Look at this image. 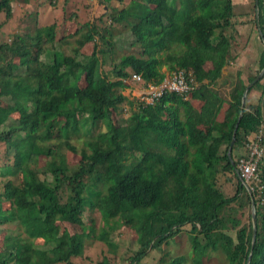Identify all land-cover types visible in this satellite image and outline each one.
<instances>
[{
  "label": "trees",
  "instance_id": "obj_1",
  "mask_svg": "<svg viewBox=\"0 0 264 264\" xmlns=\"http://www.w3.org/2000/svg\"><path fill=\"white\" fill-rule=\"evenodd\" d=\"M252 1L253 11L236 14L232 0H131L120 10L109 6L104 19L110 23L104 20L102 28L86 22L68 39L58 37L55 24L39 26L32 6L20 30L0 32V146L7 157L0 172L15 177L0 193V264L88 262L90 232L112 256L102 254L96 264L117 263L122 249L132 253L129 264H140L183 232L191 264H201L209 252H220L227 264H264V153L249 189L235 156L256 137L264 145V73L247 90L243 107L247 85L239 73L226 95L215 87L236 58L229 30L234 19L253 16L264 45V0ZM12 13L11 1L0 0L6 23ZM121 24L133 40L117 66L108 56L115 37L124 34L113 32ZM94 41L103 46L101 61L94 50L82 52ZM257 65L259 74L264 47ZM163 67L197 87L138 101L124 117L121 104L135 106L122 94L127 81L138 76L144 85L159 86ZM253 90L256 104L247 101ZM190 100L203 104L197 108ZM13 115L16 124L9 122ZM66 151L79 156L76 164L68 163ZM221 174L236 179L229 197L217 187ZM124 229L139 233L138 241L121 245ZM160 257L159 264H185V257L169 252Z\"/></svg>",
  "mask_w": 264,
  "mask_h": 264
},
{
  "label": "rangeland",
  "instance_id": "obj_2",
  "mask_svg": "<svg viewBox=\"0 0 264 264\" xmlns=\"http://www.w3.org/2000/svg\"><path fill=\"white\" fill-rule=\"evenodd\" d=\"M11 1V7H12V17L7 21V23L4 21L5 16L0 14V24L5 22V25L1 26L0 32L4 35L8 34H14L20 29H17V24L20 21L22 17H25V15L28 13L29 10L32 9V6H36L35 11H37L36 16V22L39 26H47L51 24H55L57 26V30L59 31L58 37L66 36L68 39V36L70 34H73L77 29H79L82 25H84L86 22L90 23H96L102 28L106 25L104 23V18H106V12L109 8L115 7L118 10L120 8L126 7L131 0H110L108 2H104V0H30L29 5H25L23 3V0H10ZM234 11L236 14H246L250 8L251 11H253V1L252 0H232ZM244 8V10H243ZM256 13V11H255ZM14 14V15H13ZM74 14V15H71ZM71 15V16H70ZM116 15V14H115ZM100 16H103L101 18ZM28 17V16H27ZM73 17V19H71ZM4 18V19H3ZM252 17H244L240 16L238 19H234V26L231 27L229 30L232 37V50L234 51V56L236 57L232 62L228 63V66L223 67L220 76L216 79V89L222 90L224 94H227V90H229V87L231 84V79H236L237 73L240 74V78L245 82L247 86L250 85L248 82L249 78H257L258 77V60L261 55V52L263 50V43L259 38V34L257 31V28L252 21ZM3 20V21H2ZM27 20V19H26ZM24 20V21H26ZM100 20H103L101 22ZM29 22V19L26 21L27 24ZM105 22L110 23L109 17L107 18V21ZM247 22V23H245ZM250 22V23H249ZM23 24V22H22ZM21 24V25H22ZM125 25H117L115 27V30L113 32L116 34V30L123 31ZM9 32V33H8ZM123 35H118L115 37L114 42V52L108 56V59H111V63L117 64V66H121L123 64L124 55L129 50V42L133 40V37H125L127 34L125 30L122 32ZM71 41V38L70 40ZM100 48H103L100 41H94L87 43L86 46L82 49V52L85 54H90L93 52V50L96 53L97 58H99V61H101L102 56L98 53V50ZM108 50V49H107ZM23 63V61H20ZM19 62V64H20ZM110 67H113L112 64L109 63ZM209 66V64H208ZM109 67V68H110ZM208 68V67H207ZM97 70H102V67H97ZM129 70V69H127ZM161 72L165 73V79L164 83L168 80L172 79V74L168 73V70L166 67H163L161 69ZM134 79V80H133ZM191 81V80H189ZM207 81H204L203 83H206ZM163 84H160L159 86H150V85H144L141 81L135 80V78H130L127 81L128 88L122 91V94L129 98L130 101L135 102V106H130L127 102H124L121 104L124 108L123 116L127 117L131 115L132 111L136 109V104L138 101L145 102L147 104L152 102V96H155L156 92L160 90V87H162ZM84 86V81L81 82V87ZM197 85H190L189 89L196 88ZM186 89H178V91H184ZM228 98V96H226ZM186 100H189V97L187 96L185 98ZM5 102L8 104L10 101L8 99H4ZM258 100V92L256 90H253L250 92L247 101L251 104H256ZM192 104V100H190ZM134 104V103H133ZM202 102L194 101L192 105L199 108L202 106ZM226 106V105H225ZM17 116L13 115L10 117L9 122L16 124ZM8 122V123H9ZM262 131V130H261ZM263 134V131H262ZM257 139V137H256ZM5 148L1 144L0 146V166L3 164H7V157L5 156ZM236 157L239 159H244L245 157V150L242 146H239L235 149ZM245 152V153H244ZM66 159L69 164L74 165L77 163L79 156L73 155L71 152L66 151ZM238 159V160H239ZM264 164V163H263ZM3 170V168H2ZM39 170H43L41 166H39ZM4 172H0V193L3 190V183L6 180H15V177L11 176L10 174H3ZM227 178H230L228 181ZM216 183L217 187L219 188V192L224 197L231 196L236 188V179L232 176H226L221 174L220 176L216 177ZM218 181V182H217ZM244 186L247 184L243 183ZM248 187V186H247ZM8 206L7 203H4V207ZM100 222L95 225V234L98 236L100 232ZM60 228H68L71 232L75 233H81V230L73 225H68L65 223H60ZM3 229V228H1ZM0 229V245L3 242L4 239V229ZM188 229V227H186ZM90 232V231H89ZM124 234H122L123 237H121L122 242L121 245H125L128 241H133L136 243L138 241L140 234L131 231L129 232L127 229L122 230ZM126 233V234H125ZM92 235V233L90 232ZM25 235V234H24ZM90 235V238L86 241L87 244H92V247L88 248V250L85 249V255L88 256L85 257L84 262L80 264H96L98 259H100V256L102 254H107V256L112 257L106 246H103L97 242V239H92ZM37 243V242H36ZM165 249V248H164ZM159 248L154 251L152 256H146L141 260L140 264H159L158 261L160 260V256H163L164 252H169L171 257L176 256H183L185 257V264H191V260L193 257V254L191 253L190 245L188 243V238L185 232H183L181 235H179L177 238H175L173 241H170V245L167 249ZM119 253L122 255V257L118 258L117 263L114 262V264H129L130 256H132L131 251L122 249L119 251ZM117 260V258H115ZM76 261L75 259L71 260V262ZM113 261V260H112ZM59 264V263H58ZM79 264V263H78ZM201 264H227L226 260L224 259L223 255L220 252L217 253H208L206 257L202 260Z\"/></svg>",
  "mask_w": 264,
  "mask_h": 264
},
{
  "label": "built area",
  "instance_id": "obj_3",
  "mask_svg": "<svg viewBox=\"0 0 264 264\" xmlns=\"http://www.w3.org/2000/svg\"><path fill=\"white\" fill-rule=\"evenodd\" d=\"M135 80H139L138 76H133ZM189 84L186 82L182 73L172 74V79L168 80L160 87V90L156 92L153 98L159 97L163 92H178L184 93L189 90ZM178 89H186L184 91H178ZM152 98V99H153ZM246 153L244 159H239L236 165V171L243 183L250 187L252 181L257 176L259 169V162L263 157L264 145L260 144V137L256 142L250 143L245 147Z\"/></svg>",
  "mask_w": 264,
  "mask_h": 264
},
{
  "label": "water",
  "instance_id": "obj_4",
  "mask_svg": "<svg viewBox=\"0 0 264 264\" xmlns=\"http://www.w3.org/2000/svg\"><path fill=\"white\" fill-rule=\"evenodd\" d=\"M256 1H257V0H256ZM256 19H257V17H256ZM263 73H264V68H263V70L259 73L258 77H257L256 79H254L253 82H251L249 86L246 87V89H245V91H244V93H243V96H242V107H243V105H244V101H245V96H246L247 90L249 89L250 86H252L253 83H255L256 81H258V80L262 77ZM241 114H242V112H241L240 115H239V119L241 118ZM236 130H237V124L235 125V129H234V132H233V137H232V140H231V142H230V146H229V148H228V152H227L228 156H230V153H231V151H232V147H233V145H234V141H235V132H236ZM245 187L248 189V187H247L246 185H245ZM252 223H253V237H252V245H253V243H254V241H255V234H256V230H255V213H254V210H252Z\"/></svg>",
  "mask_w": 264,
  "mask_h": 264
},
{
  "label": "crops",
  "instance_id": "obj_5",
  "mask_svg": "<svg viewBox=\"0 0 264 264\" xmlns=\"http://www.w3.org/2000/svg\"><path fill=\"white\" fill-rule=\"evenodd\" d=\"M13 15H14V14H13ZM256 141H257V139L255 138V140H254L253 142H256ZM243 148H244V150H245V152H246V149H245V147H243ZM245 152H244V153H245ZM235 153H236V152H235Z\"/></svg>",
  "mask_w": 264,
  "mask_h": 264
},
{
  "label": "clouds",
  "instance_id": "obj_6",
  "mask_svg": "<svg viewBox=\"0 0 264 264\" xmlns=\"http://www.w3.org/2000/svg\"><path fill=\"white\" fill-rule=\"evenodd\" d=\"M164 82H162V84H163ZM249 187V186H248ZM249 189V188H248Z\"/></svg>",
  "mask_w": 264,
  "mask_h": 264
}]
</instances>
